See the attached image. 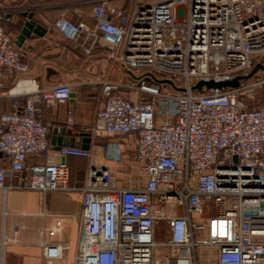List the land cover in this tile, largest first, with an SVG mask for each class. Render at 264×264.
Returning a JSON list of instances; mask_svg holds the SVG:
<instances>
[{
	"label": "built area",
	"instance_id": "2783aa9c",
	"mask_svg": "<svg viewBox=\"0 0 264 264\" xmlns=\"http://www.w3.org/2000/svg\"><path fill=\"white\" fill-rule=\"evenodd\" d=\"M89 1L93 24L80 14L63 15L56 29L85 53L105 47L128 70L145 74L130 83H103V104L84 131L134 134L143 182L121 184L108 166L93 164L83 187L69 185L65 157L92 156L79 145H62L63 161H28L51 145L50 124L37 104L53 107L75 91L60 82L25 92L23 106L19 92L11 91L13 109L0 107V152L11 159L9 167L0 166L3 193L82 191L73 264H264V105L250 102L264 96V71L237 86L194 88L199 80L246 76L254 58L264 56V0H131L129 8ZM2 19L0 9V89L6 77L28 70ZM155 74L181 90L149 83ZM122 86L142 98L112 94ZM74 118L69 110L68 124ZM13 176L17 182L6 184ZM55 217L40 241L43 264H67L70 244L54 239L63 229ZM207 248L217 251L216 263L201 262Z\"/></svg>",
	"mask_w": 264,
	"mask_h": 264
},
{
	"label": "crops",
	"instance_id": "0c3cea01",
	"mask_svg": "<svg viewBox=\"0 0 264 264\" xmlns=\"http://www.w3.org/2000/svg\"><path fill=\"white\" fill-rule=\"evenodd\" d=\"M118 5L129 8L131 0H113ZM89 0H0L3 11V25L16 38L14 45L21 47L28 70L6 77L0 89V107L3 111L13 109L15 98L10 92H19V105L26 100L25 92L41 91L64 82L71 83L75 89L64 103L53 107L37 104L40 118L50 124L48 150L31 154V163H46L49 160L63 161L58 152L59 140L67 145H88L91 157L68 155L67 182L71 186L83 187L88 179L91 165L103 164L119 179L121 184L137 186L143 182L139 173V162L134 147V134H90V141L83 142L85 127L93 121L97 109L103 104L102 85L105 82L130 83L134 79L119 60L111 56L109 49L97 47L87 54L76 42L66 38L54 26L61 16L72 19L79 14L93 24L92 7ZM24 13H32L30 18ZM34 20L42 26L40 32L25 31V22ZM23 34V38L20 35ZM121 94L133 99L142 98L138 93L122 86ZM261 104V103H260ZM264 105V104H262ZM75 112L74 124L67 122L68 111ZM67 132L62 135L61 129ZM63 137V138H62ZM8 155H0V166L9 167ZM16 183V176L7 177L6 184ZM83 193L79 189L51 190L43 194L29 189L0 188V264H43L40 241L46 227H53L56 217L62 221V232L55 240L68 242L65 261L73 264L77 252L79 229L82 218ZM7 241L3 244V237ZM201 262L216 263L217 251L212 248L201 249Z\"/></svg>",
	"mask_w": 264,
	"mask_h": 264
},
{
	"label": "water",
	"instance_id": "95a60500",
	"mask_svg": "<svg viewBox=\"0 0 264 264\" xmlns=\"http://www.w3.org/2000/svg\"><path fill=\"white\" fill-rule=\"evenodd\" d=\"M25 15H28L30 18L32 17V13H24ZM25 26V29H24V32L25 31H34L36 33L40 32V30L42 29V26L39 25V24H36L34 20H28L25 22L24 24ZM20 38L22 39L23 38V34L20 35ZM259 70H263L264 71V66L262 65H255L252 70L248 73V75H246V77H249V76H253L255 73H257ZM225 81H222V82H215L213 80H209V81H206V80H199L195 85H194V88L197 89V90H202V88L204 86L208 87V88H211V87H222L220 86L221 83H224ZM237 86V85H236ZM67 132L66 128H62L61 129V134L64 135L65 133ZM83 135V142L84 143H88L90 141V133L88 132H85V133H82ZM63 138V137H62ZM62 139L59 140V146L57 147L58 149L62 146V145H65V144H62ZM67 145V144H66ZM84 148H88V145H83ZM0 155H2V152H0Z\"/></svg>",
	"mask_w": 264,
	"mask_h": 264
},
{
	"label": "trees",
	"instance_id": "16d2710c",
	"mask_svg": "<svg viewBox=\"0 0 264 264\" xmlns=\"http://www.w3.org/2000/svg\"><path fill=\"white\" fill-rule=\"evenodd\" d=\"M94 5V4H93ZM121 6V5H120ZM93 7V6H92ZM2 24L4 23V18L2 19ZM262 58H264V56H260V57H255L254 58V66L255 65H262V66H264V59H262ZM132 73L134 74L133 76L134 77H138V76H140V75H143V74H145V72L143 71V70H132ZM237 76H239V78H240V82L241 81H245V82H249L251 79H252V76H249V77H246V76H244V75H242L241 73L240 74H238ZM147 81L149 82V83H159V84H163V85H165L166 86V88L167 89H169V90H178V91H180L181 90V88L180 87H176V85H173L172 83H170L169 81H167L163 76H161V75H157V74H155V75H153L151 78H148L147 79ZM112 94H121V92H120V90L119 89H117V90H113V92H112ZM144 96V95H143ZM145 96H147V95H145ZM254 98V97H253ZM251 100H253V99H250V102H251Z\"/></svg>",
	"mask_w": 264,
	"mask_h": 264
},
{
	"label": "rangeland",
	"instance_id": "374dc122",
	"mask_svg": "<svg viewBox=\"0 0 264 264\" xmlns=\"http://www.w3.org/2000/svg\"><path fill=\"white\" fill-rule=\"evenodd\" d=\"M264 59V58H262ZM240 83V78L239 76H235L232 80L229 81H225L224 83H221L220 86L222 87H227V86H236ZM254 103H261L264 104V96L262 93H258L254 96L253 100H251V104ZM164 234H165V224L162 223L159 226V230H158V237L159 238H164Z\"/></svg>",
	"mask_w": 264,
	"mask_h": 264
}]
</instances>
